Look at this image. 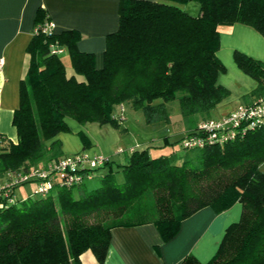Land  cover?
Listing matches in <instances>:
<instances>
[{
  "label": "trees",
  "instance_id": "trees-1",
  "mask_svg": "<svg viewBox=\"0 0 264 264\" xmlns=\"http://www.w3.org/2000/svg\"><path fill=\"white\" fill-rule=\"evenodd\" d=\"M189 1L197 2V13L181 6ZM46 21L38 9L12 116L17 139L0 135V180L63 156L56 136L70 131L67 117L119 126L122 104L140 109L147 124L159 123L168 143L166 102L177 98L186 125L179 139L184 153L154 156L148 142L132 147L119 164L120 181L110 169L91 189L83 187L85 179L68 185L54 179L44 196L11 203L0 196V264H81L88 249L102 263L114 226L153 223L168 240L196 210L210 206L218 213L235 202L239 218L226 226L214 255L202 262L187 253L180 264H264V121L222 143L182 145L229 94L216 82L225 70L217 55L218 27L242 23L264 34V0H119L118 26L106 36L101 67L93 53L77 48L78 30L46 32ZM53 43L68 53L72 73L60 53L51 52ZM233 58L256 80L253 93L264 92V61L239 50ZM78 135L85 148L84 132Z\"/></svg>",
  "mask_w": 264,
  "mask_h": 264
},
{
  "label": "crops",
  "instance_id": "crops-1",
  "mask_svg": "<svg viewBox=\"0 0 264 264\" xmlns=\"http://www.w3.org/2000/svg\"><path fill=\"white\" fill-rule=\"evenodd\" d=\"M118 2L119 0H0V135L14 142L17 139L12 116L19 104L20 83L28 67L27 45L33 34L38 9H43L47 20L54 23L55 33L66 29L78 30L81 37L76 43L77 48L93 53L95 66L101 67L106 36L118 26ZM191 2L193 1L186 4H190V13L195 14L198 12V4ZM218 31L220 41L217 55L225 70L218 73L216 82L229 90L228 96L215 106L217 117H220L255 98L253 90L257 82L237 66L233 51L239 50L264 61V34L242 23L221 25ZM63 53H67L64 48L60 55ZM233 101L240 102L232 106ZM66 122L70 131L60 132L56 136L61 143L62 155L83 150L84 142L78 135L81 130L88 142H91L88 153L107 155L110 161L116 159L121 163L127 162L123 152L116 153L114 147L118 134L110 131L108 124H80L69 117ZM157 139L163 140L161 136ZM142 143L144 142L130 144L129 150ZM110 168L112 170L111 165ZM16 188L12 190L13 196L16 195ZM240 210L239 202L218 213L210 206H204L184 218L176 234L168 240L161 238L153 223L114 226L110 231L103 262H98L88 249L80 255L81 264H180L187 253H193L200 261L206 262L216 252L226 226L238 220Z\"/></svg>",
  "mask_w": 264,
  "mask_h": 264
},
{
  "label": "built area",
  "instance_id": "built-area-1",
  "mask_svg": "<svg viewBox=\"0 0 264 264\" xmlns=\"http://www.w3.org/2000/svg\"><path fill=\"white\" fill-rule=\"evenodd\" d=\"M54 23L47 20L42 29L52 32ZM52 53H61L63 48L57 44H50ZM2 60L0 59V66ZM264 121V92L256 96L251 102L240 104L235 109L217 118L202 120L197 125L195 134L184 136L182 145L190 148L202 146L205 143H222L233 137L236 131L253 127ZM109 156L103 154H89L85 151L63 155L45 166H29L25 170L10 171L0 180V196L6 203L14 202L12 190L15 186L25 182L36 183L32 194L44 196L53 188L54 179L68 185L93 176L92 170L106 164Z\"/></svg>",
  "mask_w": 264,
  "mask_h": 264
},
{
  "label": "rangeland",
  "instance_id": "rangeland-1",
  "mask_svg": "<svg viewBox=\"0 0 264 264\" xmlns=\"http://www.w3.org/2000/svg\"><path fill=\"white\" fill-rule=\"evenodd\" d=\"M194 5H197L195 1L191 2ZM190 4H185L183 8L190 12ZM62 58L64 65L66 67V71L68 74L72 73L73 70L69 63V58L67 53H63L60 55ZM229 72L231 71V67L228 68ZM240 101H233L232 106H235ZM124 106V118L120 120L119 126H113L108 124V127L110 131H115L118 134V140L115 143L114 149L116 150V153L123 152V154L128 159L129 157V145L133 144L135 142L143 141L145 143L151 142L152 145L150 146V154L157 156L159 154H166L169 153L171 150H177L178 155L182 156L184 151L181 149V144L179 139L181 138V135L183 134V129L186 128V125L183 121L181 111H180V104L178 99H173L171 101L166 102V106L169 110V123L165 124L166 130L165 133L168 135V143H164L163 140L157 139L159 138L161 130H159L158 125L156 124H147L144 119V115L140 109H133L129 106ZM117 109L114 111V115L116 117H119L121 114L120 110L121 107H116ZM217 108L214 107L209 112V115L211 118H215L218 115ZM200 118V116H199ZM198 119V118H197ZM105 123L104 125H106ZM103 125V124H101ZM163 125V124H161ZM108 136H110L109 132H107ZM151 138L153 140L151 141ZM155 138V140H154ZM87 146L83 148L82 151H85L88 153V148L90 147L91 142H87ZM136 146V145H134ZM142 145H137V148H139ZM90 154V153H89ZM97 154V153H96ZM177 161L180 162L181 158H177ZM119 164H122L121 162H118L116 159H112L110 161V164H105L101 167H97L92 171L93 176L90 178H85L83 181V187L86 189H91L100 186L101 183V177L105 173H107L112 166V171L114 173V178L117 181H120L123 178V174L121 172ZM36 186V183L34 181L25 182L20 185H17L16 188V195L14 197L16 200L21 201L27 199L32 193L33 189ZM14 187V188H15Z\"/></svg>",
  "mask_w": 264,
  "mask_h": 264
}]
</instances>
